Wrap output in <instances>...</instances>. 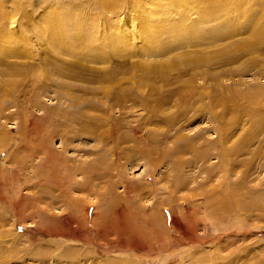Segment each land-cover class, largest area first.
I'll return each mask as SVG.
<instances>
[{
    "label": "rangeland",
    "instance_id": "obj_1",
    "mask_svg": "<svg viewBox=\"0 0 264 264\" xmlns=\"http://www.w3.org/2000/svg\"><path fill=\"white\" fill-rule=\"evenodd\" d=\"M0 264H264V0H0Z\"/></svg>",
    "mask_w": 264,
    "mask_h": 264
},
{
    "label": "bare ground",
    "instance_id": "obj_2",
    "mask_svg": "<svg viewBox=\"0 0 264 264\" xmlns=\"http://www.w3.org/2000/svg\"><path fill=\"white\" fill-rule=\"evenodd\" d=\"M110 82H112V80L110 81ZM107 88V87H106ZM215 103V102H214ZM149 104V103H148ZM212 104H210L209 106H211ZM214 105V104H213ZM216 105V104H215ZM212 107V106H211ZM213 112V111H212ZM79 118V117H78ZM77 118V119H78ZM83 118V117H82ZM156 118V117H155ZM158 119V118H157ZM160 121V120H159ZM78 125H79V123H77ZM86 130V129H85ZM153 135V134H152ZM148 136V143L149 144H151L152 142H151V140H150V134L149 135H147ZM227 136V135H226ZM42 138V137H41ZM40 138V139H41ZM161 139H162V141H164L165 139H166V136L165 135H162L161 136ZM71 141V140H70ZM67 143H69L68 141H67ZM65 144V143H62V142H60L57 146H56V149H57V151H54L53 149H48V148H45L43 151V153H42V155H41V151H40V149H43V147L41 146V147H39V148H34V149H32V152L34 153V154H36V157H38V162L39 163H43L44 161H45V163H46V161H49V164L48 165H50V164H52V163H56L57 161H59L60 159H62V161H64V160H66V161H68V162H71V163H73L71 160L72 159H70V158H67V159H65L64 157L62 158V156H61V154H63V153H65L66 152V150L68 149V144ZM61 151H60V150ZM152 150V149H151ZM85 153V152H84ZM71 154V153H70ZM87 154V153H86ZM41 156H43V158L41 157ZM85 159V158H84ZM164 159L165 158H159L158 160L160 161V160H163L164 161ZM82 160V159H81ZM97 160H98V158H97ZM84 162H85V160H83ZM82 161V162H83ZM43 164V165H46V164ZM70 163V164H71ZM89 163V162H88ZM62 164H64V163H62ZM82 164V163H81ZM84 164V163H83ZM82 164V165H83ZM37 166H39L38 164L36 165V167ZM85 167H87V168H84V166H83V168H82V166H80V169L82 168V169H85V170H83V171H86V172H89L90 171V169H91V164H90V168L88 169V164L85 166ZM97 167V166H96ZM95 167V168H96ZM38 168V167H37ZM75 167H73L72 166V171H73V169H74ZM69 169H71L70 167H69ZM92 170V169H91ZM95 170V169H94ZM97 170H98V168H97ZM49 171H51V173H53L52 172V170L49 168V170L47 171V172H49ZM99 171V170H98ZM55 172V171H54ZM90 172H92V171H90ZM94 173V172H93ZM95 173H97V172H95ZM164 173V172H163ZM90 174V173H89ZM165 175H166V173H164ZM96 175V174H95ZM89 176H91V174L89 175ZM93 176V175H92ZM100 176V175H99ZM180 182V181H179ZM77 184V183H76ZM184 183L183 182H180V183H178V185L177 186H182ZM68 185H70V184H68ZM72 185V184H71ZM87 186V183H86V181H82V182H79V184H78V187L80 188V189H83L84 187H86ZM71 187V186H70ZM89 187V186H88ZM141 186H139V189L141 190V191H139V192H137L138 193V195L137 196H141V193H142V188H140ZM73 188V187H72ZM146 188V187H145ZM41 189H42V187H41ZM75 189H77V188H73V191L75 190ZM71 190V189H70ZM125 190H128V189H126L125 188ZM44 191V190H43ZM80 191V190H79ZM46 193V192H45ZM45 195V194H44ZM40 197V196H39ZM47 199L49 198V196L48 197H46ZM51 198V197H50ZM50 198H49V200H50ZM55 197L53 196V200L51 201V203H55L56 201H55ZM43 201V200H42ZM53 201H55V202H53ZM48 203V202H47ZM48 211V210H47ZM59 212V211H58ZM115 222H111V220L110 221H108L106 224H105V226H104V228H105V231L107 230V232H109V233H117L118 235H120V236H129V237H131L132 236V234L134 233V235H135V233L137 232V230H135L136 228V226L132 223V221H131V219H130V217L128 216V214H126V212H125V210L124 209H120V210H117V213H115ZM110 219V218H109ZM146 225H147V227L148 228H153L154 227V222H153V220L152 219H150V220H147L146 221ZM153 229H155V228H153ZM135 231V232H134ZM138 234V233H137ZM131 235V236H130ZM134 237V236H133Z\"/></svg>",
    "mask_w": 264,
    "mask_h": 264
}]
</instances>
